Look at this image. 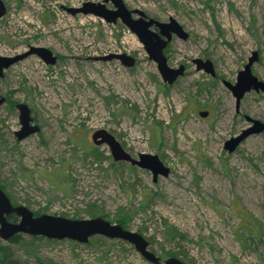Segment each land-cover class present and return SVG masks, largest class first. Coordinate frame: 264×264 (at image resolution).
Masks as SVG:
<instances>
[{
  "label": "rangeland",
  "instance_id": "374dc122",
  "mask_svg": "<svg viewBox=\"0 0 264 264\" xmlns=\"http://www.w3.org/2000/svg\"><path fill=\"white\" fill-rule=\"evenodd\" d=\"M86 1L115 9L103 0H4L0 56L34 46L58 58L46 64L32 54L0 77V188L34 215L100 216L120 224L141 234L161 260L264 264V131L233 152L224 149L252 125L247 118L264 123V93L246 92L236 110L223 84L236 82L253 51L251 72L264 82V0H122L155 20L172 17L188 32L186 40L173 36L165 50L170 67H186L172 84L163 83L120 19L108 23L65 10ZM112 53L134 57V66L98 59ZM194 58L210 60L215 75L197 71ZM18 102L39 127L22 140L14 135ZM97 129L134 158L157 155L168 175L154 182L149 170L114 162L106 145L92 142ZM244 214L263 235L249 237L243 248L235 230ZM168 231L176 237H164ZM0 246L25 264H151L131 244L100 235L78 243L20 234L12 242L0 239Z\"/></svg>",
  "mask_w": 264,
  "mask_h": 264
},
{
  "label": "water",
  "instance_id": "95a60500",
  "mask_svg": "<svg viewBox=\"0 0 264 264\" xmlns=\"http://www.w3.org/2000/svg\"><path fill=\"white\" fill-rule=\"evenodd\" d=\"M110 1L115 7L114 10L105 8L102 3L84 2L79 7H67L65 10L71 15L77 13L93 14L103 18L108 23H114L120 19L130 31H132L143 45L144 50L150 60L155 62L157 71L166 84H172L183 75L185 67L180 64L178 67H170L167 63L164 50L171 41L172 36L186 40L188 32L172 17L168 21L161 22L147 17L140 10H129L122 0H103ZM5 13V6L0 0V17ZM131 13H136L138 18L133 19ZM154 27L155 29H153ZM37 55L46 64H54L57 57L45 47L29 46L28 50L14 56H0V77L4 70L15 64L17 61L29 55ZM103 60L117 59L124 66L133 67L135 58L126 53H112ZM257 60V53L253 51L242 70L237 72L236 82L231 84L223 81V84L231 91L235 98V109L238 110L239 102L243 95L254 90L264 93V82L259 80L251 72L252 64ZM197 71H204L211 76L215 75L214 66L208 59L194 58L192 60ZM5 102V97L0 95V105ZM18 110V120L20 128L14 132L17 140H22L30 134L39 131L38 125L33 123L31 110L27 104L18 102L15 104ZM200 116L207 115L206 111L200 112ZM252 125L243 130L238 136L225 141L224 149L233 152L238 144L251 134H258L264 131V123L247 118ZM92 142L99 145H106L114 162L124 161L133 166L147 169L152 174L155 182L157 177L167 176L169 169L163 165L155 154L139 153L137 158L132 157L122 147L120 142L107 130L97 129L91 135ZM15 215L16 221H9V215ZM18 234L30 236H42L48 239L62 240L70 239L78 243H86L90 237L100 235L108 239H119L131 244L142 258L151 264H183L179 258L171 256L161 260L148 246L149 242L139 233L124 229L120 224L110 223L104 218L97 216L89 219H69L49 214L34 215V213L23 205H13L5 192L0 188V239L8 241Z\"/></svg>",
  "mask_w": 264,
  "mask_h": 264
},
{
  "label": "trees",
  "instance_id": "16d2710c",
  "mask_svg": "<svg viewBox=\"0 0 264 264\" xmlns=\"http://www.w3.org/2000/svg\"><path fill=\"white\" fill-rule=\"evenodd\" d=\"M94 153V152H93ZM95 157H98V154L95 152L94 153ZM11 217V218H10ZM241 218V225L239 228H237V230H235V235L237 237V239L239 240L241 246L244 248L247 244V240L249 237L251 236H255V237H260L263 235V230L262 228H260V224L258 221H256L251 215L249 214H244V215H240ZM9 221L15 220V216L14 215H9L7 218ZM20 235V234H18ZM18 235H15L14 237L10 238L9 241H15L16 237ZM176 233L173 235V232L168 231L164 237L170 239L176 237ZM0 264H25L23 262H20L19 260H17L12 253L9 251V249L7 247L4 246H0Z\"/></svg>",
  "mask_w": 264,
  "mask_h": 264
},
{
  "label": "flooded vegetation",
  "instance_id": "af4514ba",
  "mask_svg": "<svg viewBox=\"0 0 264 264\" xmlns=\"http://www.w3.org/2000/svg\"><path fill=\"white\" fill-rule=\"evenodd\" d=\"M2 2L4 3V6H5V13L0 17V18H2L6 13H7V10H8V8H7V5H6V3L4 2V0H2ZM153 29H155L154 27H152ZM176 37V36H175ZM172 38H173V36H172ZM172 40V39H171ZM171 42V41H170ZM169 42V43H170ZM169 43L167 44V46L169 45ZM167 46H166V48H167ZM166 48H165V50H166ZM165 50H164V53H165ZM14 56V55H13ZM57 57V56H56ZM58 58V57H57ZM180 65V64H179ZM178 65V66H179ZM184 67H185V65L184 64H182ZM185 69H186V67H185ZM184 74V73H183Z\"/></svg>",
  "mask_w": 264,
  "mask_h": 264
}]
</instances>
